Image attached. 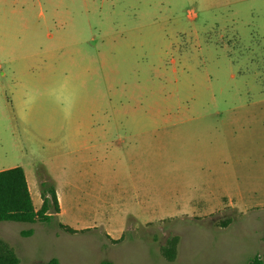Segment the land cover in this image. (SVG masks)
<instances>
[{
	"label": "rangeland",
	"instance_id": "obj_1",
	"mask_svg": "<svg viewBox=\"0 0 264 264\" xmlns=\"http://www.w3.org/2000/svg\"><path fill=\"white\" fill-rule=\"evenodd\" d=\"M16 166L37 210L53 177L63 203L51 224L0 222L18 264L264 260V0H0V168Z\"/></svg>",
	"mask_w": 264,
	"mask_h": 264
},
{
	"label": "trees",
	"instance_id": "obj_2",
	"mask_svg": "<svg viewBox=\"0 0 264 264\" xmlns=\"http://www.w3.org/2000/svg\"><path fill=\"white\" fill-rule=\"evenodd\" d=\"M42 204L35 209L27 178L23 167L16 166L0 171V222L51 224L60 212L55 188L47 181L41 182ZM59 228L68 233L81 232L59 223ZM83 231V230H82ZM31 230L25 234H30ZM121 239V238H120ZM177 238L169 242L163 252L168 259H173ZM19 260L12 249L0 241V264H18ZM34 264H60L57 257ZM98 264H114L111 260H102ZM248 264H264L258 255L253 256Z\"/></svg>",
	"mask_w": 264,
	"mask_h": 264
},
{
	"label": "crops",
	"instance_id": "obj_3",
	"mask_svg": "<svg viewBox=\"0 0 264 264\" xmlns=\"http://www.w3.org/2000/svg\"><path fill=\"white\" fill-rule=\"evenodd\" d=\"M89 124V126L90 127H93L94 125H97V122H95L94 120H89V121H87L86 122V125H88ZM85 128H87V127H85ZM103 134L105 135V136H107L108 135V131L107 130H105L104 131V133L103 132H100L97 136H95V137H89V138H87L86 139V137H85V139L86 140H78V141H76V143H74V144H71V146H73V148H72V151H76L77 149L75 148L76 146H81L80 148L81 149H84V150H90V149H92V148H94L96 145L98 146V144H99V142H101L102 141V139H103ZM75 146V147H74ZM9 168H12V167H7V168H0V171L1 170H4V169H9ZM25 171V170H24ZM25 175H26V178H27V182H28V187H29V190H30V193H31V197L33 198V193H32V190H33V192H35V191H37V188H35L34 189V187H33V185H34V183H31V182H29V177L27 176V173H26V171H25ZM51 177V176H50ZM52 178V177H51ZM52 180H53V182H54V185H55V191H56V194H57V198H58V203H59V208H60V212L57 214V216H59V215H61L62 213H63V203H62V196L59 194V191H58V189H57V186H56V183H57V181H56V179H55V177H53L52 178ZM64 188H62V190H63ZM67 189V188H66ZM32 201H33V199H32ZM34 204V203H33ZM41 204H42V200H41ZM34 207H35V205H34ZM123 207H119V208H117L116 209V211H115V216H113V217H118V216H121L122 215V218L124 217V220H126V219H130V217L129 216H131V214H129L128 213V211H125V209H122ZM36 209V208H35ZM37 210V209H36ZM121 212H122V214H121ZM133 219V218H132ZM108 220H109V218L108 219H106V223L105 224H108ZM61 223V222H60ZM62 224H64V223H62ZM65 225H67V224H65ZM69 226V225H68ZM98 226V225H97ZM70 227H72V226H70ZM91 227H93V226H91ZM73 229H75V230H78V231H84V230H88V229H90L89 227H80V228H75V227H72ZM106 228V227H105ZM108 228V232H110V231H116L113 227H107ZM115 233V232H114ZM112 237L113 238H115V236H113L112 235Z\"/></svg>",
	"mask_w": 264,
	"mask_h": 264
}]
</instances>
